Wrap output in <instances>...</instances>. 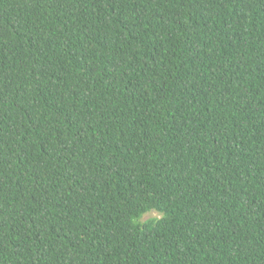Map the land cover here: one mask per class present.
<instances>
[{
    "label": "trees",
    "instance_id": "trees-1",
    "mask_svg": "<svg viewBox=\"0 0 264 264\" xmlns=\"http://www.w3.org/2000/svg\"><path fill=\"white\" fill-rule=\"evenodd\" d=\"M0 264H264V0H0Z\"/></svg>",
    "mask_w": 264,
    "mask_h": 264
},
{
    "label": "rangeland",
    "instance_id": "rangeland-1",
    "mask_svg": "<svg viewBox=\"0 0 264 264\" xmlns=\"http://www.w3.org/2000/svg\"><path fill=\"white\" fill-rule=\"evenodd\" d=\"M157 216H159V214L156 213V212H153V213H150V214L146 215V216L144 217V220H147V219H149V218H151V217H157Z\"/></svg>",
    "mask_w": 264,
    "mask_h": 264
}]
</instances>
